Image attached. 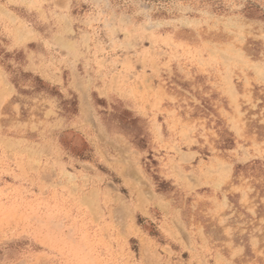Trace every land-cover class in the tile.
<instances>
[{
  "label": "rangeland",
  "instance_id": "obj_1",
  "mask_svg": "<svg viewBox=\"0 0 264 264\" xmlns=\"http://www.w3.org/2000/svg\"><path fill=\"white\" fill-rule=\"evenodd\" d=\"M0 264H264V0H0Z\"/></svg>",
  "mask_w": 264,
  "mask_h": 264
}]
</instances>
